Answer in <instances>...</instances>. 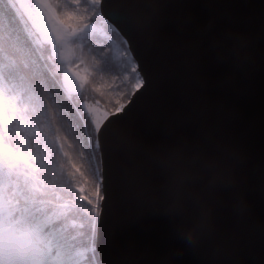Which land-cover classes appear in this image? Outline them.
I'll return each instance as SVG.
<instances>
[{
	"label": "water",
	"instance_id": "obj_1",
	"mask_svg": "<svg viewBox=\"0 0 264 264\" xmlns=\"http://www.w3.org/2000/svg\"><path fill=\"white\" fill-rule=\"evenodd\" d=\"M100 7L144 81L122 112L101 122L112 121L108 132L119 145L100 201L102 264H264V0H103ZM238 34L250 37L251 57L235 46ZM196 98L209 106L215 136L245 158L232 157L238 181L212 198L211 228L189 244L182 225L191 217L167 209L149 149L180 135L198 138L201 121L188 115Z\"/></svg>",
	"mask_w": 264,
	"mask_h": 264
},
{
	"label": "snow or ice",
	"instance_id": "obj_2",
	"mask_svg": "<svg viewBox=\"0 0 264 264\" xmlns=\"http://www.w3.org/2000/svg\"><path fill=\"white\" fill-rule=\"evenodd\" d=\"M70 2L77 5V11L89 14L81 19L90 23L79 28L63 24L49 0H0V264H76L79 257L96 251L94 240L106 203L87 208L76 200L74 174L67 171L69 153L61 140L71 139L68 146L78 153L102 190L99 201H104L112 182L104 136L112 121L97 122L93 128L83 114L78 121L68 119L69 103L80 112L72 90L64 91L72 71L65 70L64 64L74 57L73 46L93 56L97 74L119 70L130 73L136 91L144 85L139 65L131 67L132 57L123 51L118 60L113 59V50L122 45L107 39L115 33L100 7L103 0ZM44 16L59 24L53 27L55 39L47 41L50 47L33 48L29 38L10 27L26 23V17L42 31L39 22ZM101 30L106 43L97 51L93 36ZM73 74L87 80L80 72ZM123 110L122 105L116 112ZM67 213L82 221L73 225L82 230L78 241L64 235L68 229L62 218Z\"/></svg>",
	"mask_w": 264,
	"mask_h": 264
},
{
	"label": "clouds",
	"instance_id": "obj_3",
	"mask_svg": "<svg viewBox=\"0 0 264 264\" xmlns=\"http://www.w3.org/2000/svg\"><path fill=\"white\" fill-rule=\"evenodd\" d=\"M250 37L238 34L237 48H245L251 57ZM224 55V53H221ZM195 61L193 60L192 63ZM189 118L200 119V132L193 140L180 135L172 142L149 149L153 164L161 176V188L167 209L173 214L190 216L191 221L182 225V233L189 244L196 243L204 230L211 228L213 208L210 203L222 189L232 188L238 181V172L232 157L243 160L245 153L237 144L214 134L215 125L210 122L209 106L199 98L194 99ZM108 155L114 160L119 155V145L111 134L105 133ZM237 207H248L241 196Z\"/></svg>",
	"mask_w": 264,
	"mask_h": 264
},
{
	"label": "trees",
	"instance_id": "obj_4",
	"mask_svg": "<svg viewBox=\"0 0 264 264\" xmlns=\"http://www.w3.org/2000/svg\"><path fill=\"white\" fill-rule=\"evenodd\" d=\"M56 13L63 21L65 25H71L76 27H83L84 24L90 23V20L81 19V17L88 16L89 14L83 11H77V5L72 4L70 0H51ZM67 13H73L72 17H69ZM26 23H20L10 25V27H16L22 38H29L33 48H45L50 47L47 41H42L41 38L31 29L30 21L24 18ZM7 23V20L3 21ZM110 28L115 33V37L108 36V40L115 39L122 45V49L113 50V59L118 60L120 54L124 51L130 57H132V68L136 67V61L130 53L126 39L119 33V31L108 21ZM27 28L28 31L24 29ZM105 32L101 30L95 36H93V46L99 51L101 47L105 46ZM74 49V57L71 62H66V65L80 71L82 74L87 76V80L83 81V84L78 90H72V94L77 98L76 103L80 108V112L77 113L72 109L71 103L68 104L70 121H78L81 114L85 117L91 127H95V119L92 116L91 111L86 106V101H92L97 103L101 108L102 119L110 113L116 112V109L124 106L129 100L131 94L135 90L136 81L131 78L130 73L125 74L119 70H113L105 74H97L92 67L93 56L91 54H85L80 50ZM79 57V59H75ZM87 69V72L84 70ZM62 80V78H61ZM60 87V85H58ZM71 90L68 86H64L66 94ZM63 135V133L61 134ZM61 143L65 144V151L69 153L67 171L73 173V188L76 200L84 207L92 208L98 205L99 196L102 194V190H98L93 178L85 170V165L78 158V153L74 148H70L68 145L72 143L71 139ZM91 201V203H89ZM67 212V210H65ZM64 226L67 227V232L64 233L70 240L75 237L79 240V232L82 231L78 227L73 225H79L82 221L77 216L67 213L66 217L62 218ZM99 223V221H98ZM59 226V225H58ZM97 232L94 240L96 248ZM76 264H102L99 252H89L86 256L79 257Z\"/></svg>",
	"mask_w": 264,
	"mask_h": 264
},
{
	"label": "rangeland",
	"instance_id": "obj_5",
	"mask_svg": "<svg viewBox=\"0 0 264 264\" xmlns=\"http://www.w3.org/2000/svg\"><path fill=\"white\" fill-rule=\"evenodd\" d=\"M49 7L54 9L55 17L60 22L63 23V21L60 19V17L56 13V10H55L54 5H53L51 0H49ZM54 26L59 27V24L56 23V20H53L50 22L48 19V16H44L42 18V20L39 22V28L42 29V31H37L36 28L31 23V29L37 33V35L41 38L42 41H45V40L48 41V40L55 39L56 33L53 31ZM61 52H63V49H61ZM65 67H66L65 70H67L69 68H71V70H72L69 72L70 83L67 85L68 88L71 90H78L81 87V85L83 84V81L78 79L73 73L74 72H80V71L75 70L74 68L70 67L69 65H66ZM82 75H84V74H82ZM85 103H86L87 108L91 111L93 118L95 119V124L97 122L101 123L105 117L102 119L100 106L97 103L92 102V101H90V102L86 101Z\"/></svg>",
	"mask_w": 264,
	"mask_h": 264
}]
</instances>
